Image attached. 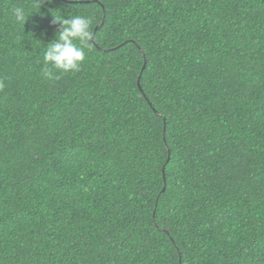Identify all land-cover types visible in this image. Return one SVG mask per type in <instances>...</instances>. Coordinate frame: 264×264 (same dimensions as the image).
Returning a JSON list of instances; mask_svg holds the SVG:
<instances>
[{"label": "trees", "instance_id": "1", "mask_svg": "<svg viewBox=\"0 0 264 264\" xmlns=\"http://www.w3.org/2000/svg\"><path fill=\"white\" fill-rule=\"evenodd\" d=\"M0 81V264H264V0H0Z\"/></svg>", "mask_w": 264, "mask_h": 264}, {"label": "clouds", "instance_id": "2", "mask_svg": "<svg viewBox=\"0 0 264 264\" xmlns=\"http://www.w3.org/2000/svg\"><path fill=\"white\" fill-rule=\"evenodd\" d=\"M36 2L40 9L45 0H36ZM53 12L52 23L58 24L59 29L55 39L46 44L42 57L43 63L50 66L44 68L42 75L49 80L56 78L51 70L53 68L64 73L78 71L86 58V49L90 48L89 41L92 39L89 17L84 15L65 17L57 10ZM10 14L16 23L25 24L29 18L22 6L12 7ZM3 86V82L0 81V88Z\"/></svg>", "mask_w": 264, "mask_h": 264}, {"label": "water", "instance_id": "3", "mask_svg": "<svg viewBox=\"0 0 264 264\" xmlns=\"http://www.w3.org/2000/svg\"><path fill=\"white\" fill-rule=\"evenodd\" d=\"M145 68V67H144ZM164 175H165V168H164ZM164 191H165V188H164Z\"/></svg>", "mask_w": 264, "mask_h": 264}]
</instances>
